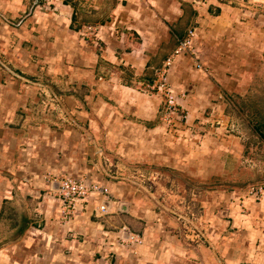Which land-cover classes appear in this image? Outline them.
<instances>
[{"label": "crops", "instance_id": "0c3cea01", "mask_svg": "<svg viewBox=\"0 0 264 264\" xmlns=\"http://www.w3.org/2000/svg\"><path fill=\"white\" fill-rule=\"evenodd\" d=\"M263 9L264 0H0V264H263L264 192L205 193V235L195 241L109 178L101 157L116 145L133 157L126 142L154 133L153 145L147 137L137 148L140 160L166 159L162 102L147 86L196 28L199 67L173 57L167 82L190 121L211 111L220 118L199 129L206 134L192 153L172 154L200 183L216 168L226 176L239 149L224 132L227 105L261 104L252 74L264 73ZM86 25L95 30L84 33ZM66 179L88 189L69 212L59 190Z\"/></svg>", "mask_w": 264, "mask_h": 264}, {"label": "rangeland", "instance_id": "374dc122", "mask_svg": "<svg viewBox=\"0 0 264 264\" xmlns=\"http://www.w3.org/2000/svg\"><path fill=\"white\" fill-rule=\"evenodd\" d=\"M83 1L85 2L86 0ZM258 14L264 16V9L262 12L259 11ZM194 31L196 35V28ZM184 56H188L192 62L199 67V57L197 58L198 52L194 46L193 50L187 52ZM164 63L162 65H164ZM161 69L159 70L161 78L166 80L167 89L171 92V95L174 97V100L180 109L178 115L173 118V123L168 122V125L166 124V127L168 128H163L165 137L161 138L163 146L162 151L166 159L161 161V163H155L156 160L153 158L149 159L151 161L140 160L141 155L140 153H137V148H139L140 145L144 147L147 137L148 142L146 144L153 145V142H151L150 139H153L152 136L154 133L152 136L148 135L146 138L144 136V138L135 136L132 141L126 142L124 146L131 148L133 151L131 155L133 157H129L128 153H119V155L117 150L121 145H116L114 151H107L106 155L101 154V157L103 156L104 158L105 173L111 175L109 178H112L113 180L115 179L116 183H124L125 186L130 188L134 195L146 199L153 208L159 207V209H163L164 214H166L168 218L176 221L178 226L184 229V234L186 233L187 235L192 236L195 241L200 240V238L202 240V234L205 235V230L203 229L204 223L200 217V214L203 211V208L201 207V197L205 193L211 191L226 195L242 193L245 196H262V194L250 193L249 186L264 187V138L260 137L257 133L258 128L264 132V126L261 127V124H264V92H262L264 91V73L254 72L252 74L253 80H255L253 83L256 85L257 94L260 96L261 104H251V101L248 100L249 98L246 97V100L242 98L237 100L236 98L238 103L230 102L227 105L225 115L229 117L231 121H228L227 132H224L226 136H236L237 140L235 145L239 148L236 151L237 153H231L232 157L231 155H228L229 157H227V175L225 176L224 173H221L222 169L216 168L215 175H212L209 180L200 183L193 176L192 169L186 168V165L181 163V161L176 163L175 155L172 154V151L181 148L180 153L182 154L179 159L182 155L188 156L187 147H189V153H192L190 146L196 145L194 140L197 138L195 137L206 134L205 130L200 131L199 129H206V124L209 123V119L214 120L216 117H220L216 116L217 113L211 111L203 114L207 120L205 118V120L198 118L193 122L190 121L191 119H189L187 110L183 109L182 105L178 103L176 99L178 98L177 95L171 90L170 85L167 82L168 68L165 72ZM151 91H153L152 93L154 94L158 93V97L160 99L162 98V103L160 105V115H162V108L165 106L164 103L166 101L164 91H159L157 88ZM55 105L58 106L56 103ZM52 112L53 108L47 106V118L52 117L50 114ZM180 116H182L183 119H181ZM257 125L259 127L256 129ZM212 127L220 128V122H216ZM172 129H176L177 132H170ZM175 145H178L177 148H174ZM150 148L148 147L147 149L146 145L147 152L151 153V150L152 152L155 151ZM220 160L223 162L222 158ZM162 163H164L163 166ZM231 200L233 202V199ZM257 200L259 201V199ZM107 203L108 202H106V209ZM124 234L126 235L127 241L132 240L133 235L127 232H124ZM262 242L263 246L260 249L256 246V254H258L260 258L264 257V241ZM207 245L209 246V244Z\"/></svg>", "mask_w": 264, "mask_h": 264}, {"label": "built area", "instance_id": "2783aa9c", "mask_svg": "<svg viewBox=\"0 0 264 264\" xmlns=\"http://www.w3.org/2000/svg\"><path fill=\"white\" fill-rule=\"evenodd\" d=\"M44 2H47L48 0H43ZM84 33H92L95 30L94 26L86 25L82 27ZM195 29H191L188 31L187 36L185 39H183L176 50H174L173 55L171 58L167 59V61L164 63L162 71H166V69L170 66L172 58L179 56L181 54H186L189 51L193 50V44L192 39L195 36ZM148 91L152 92L151 90L157 88L159 91H164V97H166V101L164 103V107L162 108V115L166 119V122L173 123V118H175L176 115H178V112L180 109L179 106L176 104V101L174 100V97L171 95V92L167 89L166 80L160 79L157 83V86L148 85L147 86ZM164 89V90H163ZM181 119H183L182 116H180ZM100 187L92 186V190L98 192ZM60 197L62 204L64 207H66V211L69 212L70 210L74 209V203L77 199L84 198L88 194V189L85 186L84 182H81L79 180H72V179H66L64 180L60 185ZM103 192L106 194L107 190L103 189ZM249 192L254 194H262L264 192L263 186H253L249 187ZM100 211L102 213H105L107 211L106 205L100 206ZM131 242H135L137 244L141 243L140 238H132L130 240Z\"/></svg>", "mask_w": 264, "mask_h": 264}, {"label": "bare ground", "instance_id": "6f19581e", "mask_svg": "<svg viewBox=\"0 0 264 264\" xmlns=\"http://www.w3.org/2000/svg\"><path fill=\"white\" fill-rule=\"evenodd\" d=\"M162 70V69H161ZM11 73V72H10ZM158 75V74H157ZM164 77V76H163ZM145 89H147V88H145ZM155 91V90H154ZM158 94V93H157ZM51 99H53V98H51ZM162 99V98H161ZM225 155V154H224ZM59 184V183H58ZM250 187V186H249ZM246 189V188H245ZM261 197V196H260ZM259 198V197H258ZM78 202V201H77ZM76 202V203H77ZM105 202H107V201H105ZM103 203V204H101V206H105L106 205V203ZM108 205V204H107ZM75 210V209H74ZM71 211V210H70ZM72 213V212H71ZM63 214V213H62ZM70 215V214H69ZM61 216H63V215H61ZM65 216V215H64ZM71 216H72V214H71ZM67 219H68V217H67ZM72 219V218H71ZM195 219V218H194ZM186 221V220H185ZM203 222V221H202ZM192 223V222H191ZM190 225V224H189ZM192 225H193V223H192ZM195 225V224H194ZM202 225V224H201ZM193 227V226H192ZM199 227H201V226H199ZM202 228V227H201ZM197 229V228H196ZM193 235V234H192ZM197 236V235H196Z\"/></svg>", "mask_w": 264, "mask_h": 264}]
</instances>
